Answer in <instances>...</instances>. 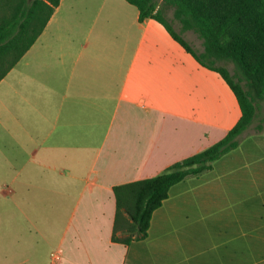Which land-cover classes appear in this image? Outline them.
I'll return each mask as SVG.
<instances>
[{
    "label": "crops",
    "instance_id": "1",
    "mask_svg": "<svg viewBox=\"0 0 264 264\" xmlns=\"http://www.w3.org/2000/svg\"><path fill=\"white\" fill-rule=\"evenodd\" d=\"M64 2L0 80V264H264V128L252 124L170 188L145 238L111 241L114 186L207 149L241 112L156 21L103 0L74 44Z\"/></svg>",
    "mask_w": 264,
    "mask_h": 264
},
{
    "label": "trees",
    "instance_id": "2",
    "mask_svg": "<svg viewBox=\"0 0 264 264\" xmlns=\"http://www.w3.org/2000/svg\"><path fill=\"white\" fill-rule=\"evenodd\" d=\"M2 1V0H1ZM138 12V21L162 25L203 68L217 73L233 93L241 116L233 128L207 149L170 165L157 176L112 188L115 213L111 241L128 245L146 237L152 213L170 188L210 169L238 144L264 101V0H123ZM160 1V3H159ZM60 0H4L0 6V80L17 63L46 26ZM172 12L175 31L165 13ZM193 32L196 52L183 38ZM223 63L233 65L230 73Z\"/></svg>",
    "mask_w": 264,
    "mask_h": 264
},
{
    "label": "rangeland",
    "instance_id": "3",
    "mask_svg": "<svg viewBox=\"0 0 264 264\" xmlns=\"http://www.w3.org/2000/svg\"><path fill=\"white\" fill-rule=\"evenodd\" d=\"M102 1L103 0H65V10L63 12V16L64 20L67 22V25L71 29L69 31L68 36L66 35V40L71 42L70 37H76L83 41V28H87L91 24V21L93 20L96 14V10L102 3ZM112 2L115 3L117 6L114 8V10H116L117 8L128 12L136 11L133 6L127 4L123 0H112ZM165 15L168 20L172 21L171 11H167ZM171 24L175 31H179V26L177 22L172 21ZM183 38L196 52H200L202 50L201 41L193 32L190 31L188 34H184ZM71 43L78 44L77 42ZM61 52H65V55H63V59L65 60L68 66L71 61H73L75 58V50L71 48ZM59 53L60 51L57 50V54ZM223 65L228 68L230 73H233V65L231 63H223ZM257 127L264 128V101L258 102V111L252 122V125L250 126V128H248V133H250V131H256Z\"/></svg>",
    "mask_w": 264,
    "mask_h": 264
},
{
    "label": "built area",
    "instance_id": "4",
    "mask_svg": "<svg viewBox=\"0 0 264 264\" xmlns=\"http://www.w3.org/2000/svg\"><path fill=\"white\" fill-rule=\"evenodd\" d=\"M50 258H51V261H52L53 263H56V262L59 261V259H60V255H59L58 252H52V253L50 254Z\"/></svg>",
    "mask_w": 264,
    "mask_h": 264
}]
</instances>
